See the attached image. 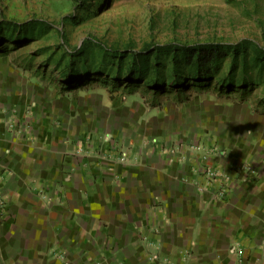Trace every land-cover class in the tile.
Here are the masks:
<instances>
[{"label": "rangeland", "instance_id": "374dc122", "mask_svg": "<svg viewBox=\"0 0 264 264\" xmlns=\"http://www.w3.org/2000/svg\"><path fill=\"white\" fill-rule=\"evenodd\" d=\"M0 23V114L9 128L20 113L21 128L38 122L124 158L153 147L189 152V142L250 136L264 122V67L250 63L244 83L240 70L223 87L214 77L201 84L184 62L175 72L165 55L159 74L152 57L142 75L131 71L132 54L114 56L169 42L264 46V0H0Z\"/></svg>", "mask_w": 264, "mask_h": 264}, {"label": "crops", "instance_id": "0c3cea01", "mask_svg": "<svg viewBox=\"0 0 264 264\" xmlns=\"http://www.w3.org/2000/svg\"><path fill=\"white\" fill-rule=\"evenodd\" d=\"M15 116L0 122V264H264V122L123 158Z\"/></svg>", "mask_w": 264, "mask_h": 264}, {"label": "trees", "instance_id": "16d2710c", "mask_svg": "<svg viewBox=\"0 0 264 264\" xmlns=\"http://www.w3.org/2000/svg\"><path fill=\"white\" fill-rule=\"evenodd\" d=\"M74 1L79 3V1L83 0ZM1 26L2 23H0V41L2 39ZM251 51H253L252 55ZM130 54H132L133 57L131 71L134 69L141 73V75L144 72L142 68L150 65L152 57L155 59V63L153 64L155 65V72L159 74L160 66L163 64L162 55H165V58L172 60L173 70L175 72H178L179 65H181L180 62H184L190 67H195L193 75L201 84L206 85L208 81L214 77L215 79H220V86L223 87H225L228 82L236 83L240 70L242 71L240 83H244L247 80L246 71L250 63H253L255 67H264V46H260L258 43L248 38H243L237 43H200L183 45L169 42L163 44H147L142 51L136 52L131 50L127 53L125 51L124 53L122 51H115L114 56L116 55L123 60ZM228 56L231 57L230 71L226 77L218 78L217 75L222 60ZM151 82H154V79L151 80ZM255 83L256 82H252L251 80L253 87Z\"/></svg>", "mask_w": 264, "mask_h": 264}, {"label": "built area", "instance_id": "2783aa9c", "mask_svg": "<svg viewBox=\"0 0 264 264\" xmlns=\"http://www.w3.org/2000/svg\"><path fill=\"white\" fill-rule=\"evenodd\" d=\"M227 186V183H225V185H223L222 187H220L219 193L217 194L218 197H223L224 196V191H225V187ZM228 190L225 191V193ZM1 207L3 208V210L5 211V202H1ZM5 213V212H4ZM233 252L235 254H243V249L241 248H236L235 246L233 247Z\"/></svg>", "mask_w": 264, "mask_h": 264}]
</instances>
